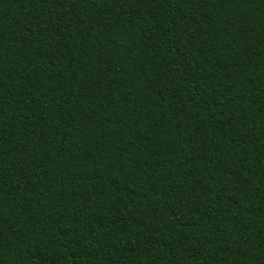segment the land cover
Masks as SVG:
<instances>
[{"label": "trees", "instance_id": "obj_1", "mask_svg": "<svg viewBox=\"0 0 264 264\" xmlns=\"http://www.w3.org/2000/svg\"><path fill=\"white\" fill-rule=\"evenodd\" d=\"M0 264H264V0H0Z\"/></svg>", "mask_w": 264, "mask_h": 264}]
</instances>
